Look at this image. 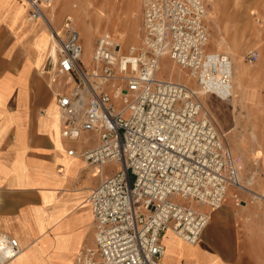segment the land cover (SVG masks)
<instances>
[{"label": "built area", "instance_id": "2783aa9c", "mask_svg": "<svg viewBox=\"0 0 264 264\" xmlns=\"http://www.w3.org/2000/svg\"><path fill=\"white\" fill-rule=\"evenodd\" d=\"M28 0V20L44 18L42 4ZM213 0H142L140 46H126L110 31L96 39L90 60L73 15L59 28L49 21L47 70L62 120V135L79 140L97 132V145L80 157L91 166L117 169L92 190L94 244L81 248L76 264H167L163 234L170 230L196 244L210 211L176 201L181 195L211 209L220 208L231 186L242 189L237 165L214 118L190 84L155 75L168 56L206 94L231 98L233 62L208 49L206 20ZM257 60L259 53L248 54ZM67 154L74 156L75 148ZM236 204L241 203L238 193ZM139 203L143 211H138ZM23 248L0 233V264Z\"/></svg>", "mask_w": 264, "mask_h": 264}, {"label": "crops", "instance_id": "0c3cea01", "mask_svg": "<svg viewBox=\"0 0 264 264\" xmlns=\"http://www.w3.org/2000/svg\"><path fill=\"white\" fill-rule=\"evenodd\" d=\"M49 6L42 4L44 13ZM27 14V0H0V233L16 237L23 248L7 264H76L77 252L94 244L89 196L111 173L80 157L82 150L98 144L97 132H84L79 140L62 135L54 96L59 85L43 68L51 47L49 24L43 18L31 22ZM50 15L51 11L49 22L59 28ZM85 56L89 61L91 55ZM233 71L234 96L238 91L244 97L252 82L239 61ZM70 148L76 149L74 156L67 154ZM254 180L250 176L242 190L264 200V191L248 187ZM235 193L232 203L225 197L220 208L204 210L210 211L211 220L200 243L189 244L166 231L163 261L226 264L214 248L229 255L228 240L235 234L245 244L235 249L234 264H264V211L247 204L240 194L241 203L236 204Z\"/></svg>", "mask_w": 264, "mask_h": 264}, {"label": "rangeland", "instance_id": "374dc122", "mask_svg": "<svg viewBox=\"0 0 264 264\" xmlns=\"http://www.w3.org/2000/svg\"><path fill=\"white\" fill-rule=\"evenodd\" d=\"M48 8V11H51L50 17L53 16L52 22L58 26L62 25L67 15H73L84 44V59L86 53L87 56L92 54L96 39L103 31L112 32L126 46L141 44L142 0H53ZM60 8L62 10L59 11ZM47 16L49 17V14ZM43 19L49 21L47 17ZM206 20L211 31L208 49L226 52L232 60L234 57L244 66L252 82L249 93L242 97L237 91L236 95L229 99L202 93L198 83L188 76L187 71L173 64L168 56L161 59L160 69L155 77L187 82L199 92L200 101L216 121L235 158L241 184L247 185V179L254 175L255 180L248 187L263 192L264 0H213L208 8ZM114 21L123 22L124 25L118 23L113 30ZM252 51L259 53L257 60L249 58L248 54ZM235 106L236 110H234ZM116 169L117 165L111 163L104 167V172L112 173ZM234 192H238L247 204L259 212L264 211V200L255 199L246 190L234 186L228 190L226 203H232ZM175 199L187 205L193 204L203 210L208 208L191 198L184 199L181 195ZM135 208L143 211L139 203L135 204ZM201 239L202 235L197 243H200ZM250 241L248 238L246 244L249 245ZM239 243L245 244V240L239 239L235 234L231 235L228 240L229 255L224 256L214 248L215 253L223 257L226 264H234L235 249ZM206 247L212 250L209 243Z\"/></svg>", "mask_w": 264, "mask_h": 264}, {"label": "bare ground", "instance_id": "6f19581e", "mask_svg": "<svg viewBox=\"0 0 264 264\" xmlns=\"http://www.w3.org/2000/svg\"><path fill=\"white\" fill-rule=\"evenodd\" d=\"M27 4H28V0H27ZM28 6H29V4H28ZM46 14V17L49 19V17L47 16V14H49V13H45ZM27 18H28V16H27ZM118 23H121L122 25H124V23L123 22H119V21H114L113 23H112V29L113 30H115L116 29V27H117V25H118ZM131 27H132V25H130ZM130 30H131V34H132V29L130 28ZM85 33H86V31H85ZM88 33H86V35H87ZM49 38H50V34H49ZM219 45H220V43H219ZM140 46V45H139ZM218 46V45H217ZM84 54V53H83ZM234 61V64H238V60L236 59V58H234L233 57V60H232V62ZM241 66V65H240ZM44 68V67H43ZM236 75V74H235ZM233 77H234V71H233ZM232 81H233V79H232ZM201 92L202 93H204L202 90H201ZM58 111H59V109H58ZM59 115H60V111H59ZM61 116V115H60ZM60 120H61V117H60ZM242 183V182H241ZM243 185V184H242ZM244 186V185H243ZM166 252V251H165Z\"/></svg>", "mask_w": 264, "mask_h": 264}]
</instances>
